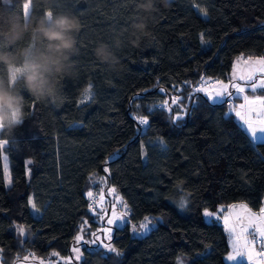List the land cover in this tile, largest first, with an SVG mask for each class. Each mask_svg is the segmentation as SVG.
Returning <instances> with one entry per match:
<instances>
[{"label":"trees","instance_id":"obj_1","mask_svg":"<svg viewBox=\"0 0 264 264\" xmlns=\"http://www.w3.org/2000/svg\"><path fill=\"white\" fill-rule=\"evenodd\" d=\"M138 2L10 0L0 5L24 15L28 3L29 18L46 9L67 12L82 24L75 68L59 79L58 102H38L25 92L22 125L12 135L0 131V141H8L0 148L3 264L24 257L39 261L30 253L47 260L44 264H65L52 261L57 256L51 254L71 253L77 233L100 224L95 198L110 186L131 208L129 223L116 226L109 240L116 251L84 247V256L73 264H228V232L221 219H206L205 209L215 213L240 201L261 208L264 142H253L241 127L229 97L213 103L192 89L201 77L230 79L241 54L264 55V0H170L167 7L157 0L148 30L133 45L127 37ZM118 34L124 38L117 51L120 63L110 69L95 58L94 48L100 41L111 44ZM89 85L94 96L81 102ZM172 97L180 103L171 113L153 107ZM177 113L180 119L174 118ZM141 115L148 125L139 123ZM3 151L9 157V184ZM145 217L154 227L135 234L131 223Z\"/></svg>","mask_w":264,"mask_h":264},{"label":"clouds","instance_id":"obj_2","mask_svg":"<svg viewBox=\"0 0 264 264\" xmlns=\"http://www.w3.org/2000/svg\"><path fill=\"white\" fill-rule=\"evenodd\" d=\"M10 0H0L7 5ZM157 0H139V14L128 30V42L136 45L148 30ZM167 7L170 0H159ZM24 8V5H23ZM82 27L78 16L46 9L42 15L28 16L0 7V131L12 135L22 125L27 92L42 103L56 104L61 98V77L74 71L72 57L78 55L77 35ZM123 34L112 43L100 41L94 48L95 58L110 69L119 65L117 51Z\"/></svg>","mask_w":264,"mask_h":264},{"label":"snow or ice","instance_id":"obj_3","mask_svg":"<svg viewBox=\"0 0 264 264\" xmlns=\"http://www.w3.org/2000/svg\"><path fill=\"white\" fill-rule=\"evenodd\" d=\"M29 4H24L25 15L28 16ZM201 39L203 40V34H201ZM243 64L245 70L243 72H238L237 69ZM260 74V75H258ZM241 81L243 83H239ZM188 83V82H186ZM209 80L205 77H201L200 87H194L192 89L193 93L202 92L207 97L208 101L213 103H223L224 97L232 96L233 92H229V88L234 90V94L241 97L243 103L238 106L233 105L231 111L235 113V116L241 122V127L251 136L253 142H264V56L253 59L252 55H249L246 59L243 54L237 57L233 66V73L228 83H224L221 80H215L212 83L217 85L213 89H209L207 84ZM250 90L252 95L246 94V91ZM161 92L165 91L163 88L160 89ZM258 91L261 94H257ZM94 93L92 92V86L89 85L88 88L84 90L82 95V100L92 99ZM191 95L189 99H191ZM180 103L179 97H172L171 101L164 100L162 103L154 105V108L161 110L166 109L168 112H172V106L178 105ZM153 109H149L151 114ZM175 119H180L181 116L177 113L174 117ZM141 125H148L149 120L147 116L137 117ZM8 141H0V148H3ZM27 163L31 165L32 161L28 160ZM105 172H108L107 168H104ZM9 183L11 179L9 177ZM101 182H104L101 178ZM116 189H110V194L115 193ZM87 196L92 199L93 192L89 191ZM119 199V197H117ZM103 201V196H100V201ZM32 208L39 212L36 204L29 200ZM121 203H123L121 201ZM187 203V198H182L179 201V206L184 208ZM91 207V206H90ZM124 207H127L125 204ZM221 211H225L223 206ZM227 215H217V213L208 211L205 209L204 216L206 219L211 220L212 218L223 219L226 230L230 236V246L231 252L227 255L226 259L230 262H235V264H243L246 260L248 264H264V207H261L258 212H254L249 208L247 203H233L228 206ZM126 213L117 214L115 211L112 213V218L108 219V224H113L117 220L123 219ZM149 218L145 217L144 222L140 224V229L144 231L149 230ZM18 230L21 235L25 234V229L22 226H18ZM133 230L136 231V226L133 225ZM83 231V228L81 229ZM105 238L111 240V229H105ZM95 239L91 241H84L85 244L92 243L96 244L100 241V237L96 233H92ZM77 244L83 240L82 235H77L75 238ZM103 244V241H100ZM260 244V250L257 251L255 245ZM103 247L107 248L110 252H115L116 249L111 244H103ZM2 251V250H0ZM72 251L75 253V259L80 260L82 258V253L78 247H74ZM33 258L39 260V264H44V259L35 257L34 253H30ZM53 256H58V253H52ZM29 257H24L27 260ZM70 259V258H62ZM51 264V262H49Z\"/></svg>","mask_w":264,"mask_h":264},{"label":"rangeland","instance_id":"obj_4","mask_svg":"<svg viewBox=\"0 0 264 264\" xmlns=\"http://www.w3.org/2000/svg\"><path fill=\"white\" fill-rule=\"evenodd\" d=\"M28 10H29V8H28ZM239 56H241V55H239ZM261 56H264V55L252 56V57H253V59H255V58H258V57H261ZM245 58L247 59L248 57H245ZM236 59H237V57L235 58L234 62L236 61ZM233 66H234V64H233ZM245 67L246 66H244L243 64H241L240 67L237 69V71L238 72H243L245 70ZM232 73H233V68H232V71H231V76H232ZM258 75H260V74H258ZM229 80L230 79H228V80L222 79L221 81H223L224 83H228ZM237 82L243 83L241 81H237ZM207 87L211 90V89H213L215 87H218V86L215 85V84H211V85H209ZM228 91L229 92H233V95L232 96H227L226 95L223 99L229 97L231 99V101H232V106L234 105L233 102H236V101L238 102V105H240L241 103H243L242 98L239 99V97L234 94V90L231 89V87L229 88ZM246 94L250 95L249 94V90L246 91ZM235 99H239V100H236L235 101ZM232 106H231V108H232ZM231 108H230V110H231ZM2 159H3V166H4V173H5L6 182L9 184L8 181H9V177L11 179V173H10L9 157H8V154L5 151H3V153H2ZM112 188H115V187L114 186H110V187H107L106 189H103L102 192L98 193L97 196H96V198H95L94 209L99 214L98 215V221L100 222V224L98 226L95 225V226H92L90 228H87L86 230L83 229V231H79L77 233V235H82L83 236V240L79 244H77L76 241H75V243H73V245L71 247V253H69L67 255H58L57 256V259H52V261L57 260L58 262H61V263L73 264L74 261H77L75 259V253L72 251V249L74 247H78L80 249L81 253L83 254L82 255V257H83L84 256V253H85L84 252V247H88V248L92 249V248H97V247H103V244H111L110 241L105 238V231H104L105 229H111V237H112L113 232H114V228L116 226H124L127 223H129L130 219H129L128 206L127 207H124V205L126 203L123 201L121 195L117 191H115V193L110 194V189H112ZM101 195L103 196V201L102 202H99ZM117 197H119V199H117ZM121 201L123 203H121ZM241 202L247 203L245 201H240L238 203H241ZM248 206L254 212H258V210L252 208L249 204H248ZM221 207H220V210H221ZM261 207H264V203H263V205ZM114 211L117 214H119V213H126V215L123 217V219L117 220L113 224H108L107 221H108V219L112 218V213ZM208 211H211V210H208ZM211 212H213V211H211ZM140 224L141 223H139V224L131 223V229H132V231L135 234H139V235L140 234H145L152 227H154V223L150 221L149 230L148 231H144V230L140 229ZM133 225L136 226V231L133 230ZM92 233H96L100 237V241H103V244H101L100 241H97L96 244H92V243L85 244L84 241H91V240L95 239V237L92 235ZM257 246H258V244L255 245V247H256L257 251H259L258 248H257ZM230 252H231V250L229 251V253ZM62 258H70V259H62ZM44 261H47V260H44ZM17 264H39V261H29L28 259L27 260L22 259V260H19L17 262Z\"/></svg>","mask_w":264,"mask_h":264},{"label":"crops","instance_id":"obj_5","mask_svg":"<svg viewBox=\"0 0 264 264\" xmlns=\"http://www.w3.org/2000/svg\"><path fill=\"white\" fill-rule=\"evenodd\" d=\"M251 95V94H250ZM236 100H238V99H235V101ZM263 203H264V199H263V202H262V205H263ZM231 205V204H230ZM261 205V206H262ZM229 206V205H228ZM228 206H224L223 208L225 209V211H221V210H219L218 212H215V213H217V215H227L228 214V212H227V209H228ZM222 220V222H223V224H224V226H225V223H224V220L223 219H221ZM225 228H226V226H225ZM227 231V230H226ZM228 232V231H227ZM228 236H229V233H228ZM229 241H230V236H229ZM258 244V246H257V248H258V250H260V244L259 243H257ZM230 250H231V246H230ZM229 254V253H228ZM227 254V255H228ZM227 257V256H226ZM227 260V259H226ZM227 262H228V264H235V262H230V261H228L227 260ZM0 264H3L2 263V261H1V259H0Z\"/></svg>","mask_w":264,"mask_h":264},{"label":"built area","instance_id":"obj_6","mask_svg":"<svg viewBox=\"0 0 264 264\" xmlns=\"http://www.w3.org/2000/svg\"><path fill=\"white\" fill-rule=\"evenodd\" d=\"M208 80H209V83L207 84V86H209V85H211V84H214V83H212L213 81H215V80H220L218 77H209V78H207ZM200 86H202V84H201V82L196 86V87H200ZM131 208H130V206H128V211L130 210Z\"/></svg>","mask_w":264,"mask_h":264}]
</instances>
